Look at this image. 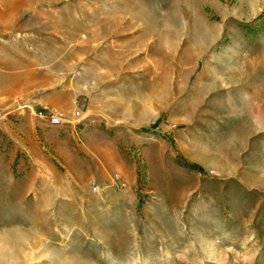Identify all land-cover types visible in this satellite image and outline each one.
<instances>
[{"label": "rangeland", "instance_id": "374dc122", "mask_svg": "<svg viewBox=\"0 0 264 264\" xmlns=\"http://www.w3.org/2000/svg\"><path fill=\"white\" fill-rule=\"evenodd\" d=\"M42 1L0 41L2 262L264 264V0Z\"/></svg>", "mask_w": 264, "mask_h": 264}, {"label": "crops", "instance_id": "0c3cea01", "mask_svg": "<svg viewBox=\"0 0 264 264\" xmlns=\"http://www.w3.org/2000/svg\"><path fill=\"white\" fill-rule=\"evenodd\" d=\"M13 2V4H10ZM54 2V1H53ZM55 3V2H54ZM36 4V3H34ZM28 9H25V6L21 3H19L17 0L14 1H6V0H0V41L2 40H8L12 41L13 43H18L20 42V38L24 32L22 30V20L25 19L26 15H28V12H38L41 13L42 6L44 5V1L40 0L38 5H32ZM53 7V6H51ZM54 9V8H53ZM26 14V15H25ZM234 82V81H233ZM232 83V82H231ZM246 86V84H245ZM246 100V99H245ZM248 107V113L247 116H256L255 118L257 119V122L259 124L264 125V111H258L252 115L251 110H250V104L247 105ZM243 109V107H242ZM182 119L186 123V126L182 133H180V136L176 139H178L180 142H182L184 139H187L189 141H195L197 140V136H195V133L198 130V120H196V110L195 109H190L187 111ZM234 122L236 124H242V130L244 134V139L246 138V115L242 112L233 115ZM255 119V120H256ZM241 131V130H240ZM191 161L194 162H200L198 157L196 156H191L188 157ZM3 245V243H2ZM3 258L0 254V264H4L2 262Z\"/></svg>", "mask_w": 264, "mask_h": 264}, {"label": "built area", "instance_id": "2783aa9c", "mask_svg": "<svg viewBox=\"0 0 264 264\" xmlns=\"http://www.w3.org/2000/svg\"><path fill=\"white\" fill-rule=\"evenodd\" d=\"M80 113V112H79ZM78 113V114H79ZM44 116V115H43ZM48 118L46 117H43V118H46L48 120V122L51 124V125H54V126H59V125H62L63 124V118H62V115H59V114H52L50 112V114L47 116ZM119 178V176H117Z\"/></svg>", "mask_w": 264, "mask_h": 264}]
</instances>
